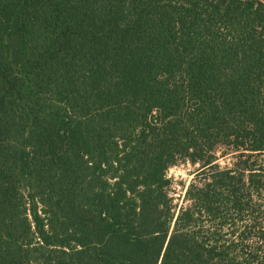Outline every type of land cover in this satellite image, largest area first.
Wrapping results in <instances>:
<instances>
[{
    "label": "trees",
    "instance_id": "trees-1",
    "mask_svg": "<svg viewBox=\"0 0 264 264\" xmlns=\"http://www.w3.org/2000/svg\"><path fill=\"white\" fill-rule=\"evenodd\" d=\"M263 154L264 0H0V264H264L258 218L195 229ZM178 159L211 170L174 218Z\"/></svg>",
    "mask_w": 264,
    "mask_h": 264
},
{
    "label": "rangeland",
    "instance_id": "rangeland-1",
    "mask_svg": "<svg viewBox=\"0 0 264 264\" xmlns=\"http://www.w3.org/2000/svg\"><path fill=\"white\" fill-rule=\"evenodd\" d=\"M213 153L216 156V163L220 168L224 167H234V163L237 160V153L233 152L226 142H220L214 145ZM261 162H264V154L259 157ZM207 167V166H206ZM203 167L201 163H193L189 159H178L173 165H171L167 171L166 175L169 180L167 185V194L170 198L171 211L174 214V218L180 212L181 208L190 207L192 201L188 197V190L192 185L201 186L203 182L208 178L210 173V168ZM253 212H245L243 215L238 216V222L235 225H231L232 216H235V212L230 213L227 207H223L224 213L227 216L223 219L226 221L222 222L216 219L214 223L206 222L203 215H198L199 226L196 225L195 229L203 228V231L210 232V230H219L222 227V231L228 236L232 237L244 227L245 224H250L253 222L252 218H258L259 227H264V192L261 195L255 196ZM198 213V212H197ZM200 216V218H199ZM237 217L235 216V219ZM174 222H172V225ZM201 230V229H200ZM249 241L258 248V253L264 261V239L253 233L250 236Z\"/></svg>",
    "mask_w": 264,
    "mask_h": 264
}]
</instances>
